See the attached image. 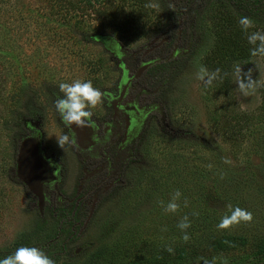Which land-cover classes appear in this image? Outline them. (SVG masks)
Listing matches in <instances>:
<instances>
[{
    "label": "rangeland",
    "instance_id": "1",
    "mask_svg": "<svg viewBox=\"0 0 264 264\" xmlns=\"http://www.w3.org/2000/svg\"><path fill=\"white\" fill-rule=\"evenodd\" d=\"M88 1L93 5L0 0V253L14 252L22 235L32 232L30 245L49 246L45 250L51 253H45L55 257V264H124L134 254L142 264H153V251L182 243L177 225L184 216L191 224L187 233L196 236L212 232L230 208H258L264 217V114L259 110L264 56H253L247 41L252 32H264V7L234 15L235 20L250 18L254 26L242 31V56L219 57L215 33L223 7L218 0L203 14L191 41L182 42L186 51L164 63L162 72L155 68L146 75L148 89L163 86L155 99L163 102L166 117L164 123L155 115L148 120L123 183L102 196L74 231L60 216L39 213L16 171L17 138L26 133L23 120L39 123L45 146L64 166L61 190L73 196L80 167L68 142L63 148L58 143L66 135L55 109L62 96L59 84L91 81L101 92L113 90L120 72L100 38L108 36L131 51L175 26L157 0ZM201 66L210 73L220 70L208 87L196 78ZM248 77L256 87L244 95L238 83ZM104 102L102 96L90 109L92 116L106 111ZM177 190L182 195L176 215L165 213L161 202L166 205ZM204 217L212 225H204ZM252 251L213 258L215 264H231Z\"/></svg>",
    "mask_w": 264,
    "mask_h": 264
},
{
    "label": "flooded vegetation",
    "instance_id": "2",
    "mask_svg": "<svg viewBox=\"0 0 264 264\" xmlns=\"http://www.w3.org/2000/svg\"><path fill=\"white\" fill-rule=\"evenodd\" d=\"M100 39L115 58L120 78L113 90L102 92L106 111L100 117L92 116L89 125L64 126L69 137L68 145L80 167L74 195L67 196L61 190L64 189L60 186L64 166L45 146L39 123L31 119L23 120L26 133L20 134L17 140L16 164L20 149H28L25 151L29 156L24 158L27 165L24 172L34 178L37 190L29 186L28 183L32 182L25 177L17 174L18 179L31 197L36 198L35 206L41 215L50 211L54 216H60L61 222H73L70 226L72 231L79 226V220L94 211L111 188L123 183L125 166L133 159L134 148L150 117L158 116L164 123V104L155 99L163 86L148 89L145 77L155 68L162 72L164 63L186 51L182 42L187 44L192 38L182 31L180 25L175 32L166 30L137 50L129 51L108 36ZM73 140L75 144L71 143ZM36 168L37 175L34 174Z\"/></svg>",
    "mask_w": 264,
    "mask_h": 264
},
{
    "label": "trees",
    "instance_id": "3",
    "mask_svg": "<svg viewBox=\"0 0 264 264\" xmlns=\"http://www.w3.org/2000/svg\"><path fill=\"white\" fill-rule=\"evenodd\" d=\"M212 1L213 0H157L159 6L163 8L169 19L175 24V26L172 25L173 31L175 32L176 28L181 25L182 31L188 33L189 36H192L193 32H196V29L200 27L202 16L207 8L212 5ZM144 2L147 3V0H144ZM87 4L90 6L93 5V3L88 0ZM218 4L223 7L220 14L223 13L221 15L219 14L220 16L217 21L215 34L217 38L216 48L218 51L216 50V53L219 57H223L224 55L231 58H236L237 55L240 57L243 54L240 50L243 46L241 43L242 37L240 36L243 33L238 23L239 20H235L234 15L237 13H241V15L247 13L252 14L256 9L264 7V0H218ZM147 6H149V4H147ZM226 49L227 53L225 52ZM227 67V65L225 67L222 65V69L224 70ZM260 94L261 103L259 110L264 114V88L260 90ZM167 139H173L174 142L181 140L172 137H167ZM232 185L233 189L239 188L233 181ZM244 202L246 203V201L243 200V203ZM243 203L242 207H244ZM257 209L258 208H256L255 211H251L253 217L251 222H242V224H236L228 229H218L217 224L220 222L219 220L217 224L212 226V232L206 233L202 231L196 236L192 235V231H190L188 234L190 237L189 240L187 242L183 240L181 244L172 247L174 250L172 254H169L166 249H157L153 251V264H210L208 260L214 256L223 257L243 248H252L253 251L250 253L251 255H243L242 258L240 256L241 259H237L231 264H252L255 260H261L260 263L255 262L256 264H264V217ZM172 215H176V213H172ZM202 221L205 223L204 225L208 227L212 225L205 217ZM178 234V236L182 237L181 232H178ZM31 235L32 232L31 234L25 233L22 235V237L24 236L25 238L22 241V246L32 247L30 245ZM48 247L44 246L43 250L47 254L51 253L49 250H45L46 248L48 249ZM101 253V256H104V253ZM10 254L11 253H0V258H4ZM138 257L140 256L134 254L131 260L124 264H142V261L138 259ZM50 258L55 264V257L52 255ZM93 260L96 261L95 258ZM109 264L113 263L110 262Z\"/></svg>",
    "mask_w": 264,
    "mask_h": 264
},
{
    "label": "clouds",
    "instance_id": "4",
    "mask_svg": "<svg viewBox=\"0 0 264 264\" xmlns=\"http://www.w3.org/2000/svg\"><path fill=\"white\" fill-rule=\"evenodd\" d=\"M242 31L247 32L252 28L253 21L248 17H241L238 21ZM249 45H252L250 52L253 56H264V32L255 31L247 35ZM219 69L215 72H209L206 68L200 67L198 69L196 78L203 82L205 87L212 85L213 81L219 76ZM238 87L242 94L249 95L255 91L256 84L251 78L247 80L241 79ZM59 90L62 96L55 101V109L59 114L63 124L66 128H71L73 124L77 126L89 125L93 113L90 109L96 107L102 100V92L95 88L91 81H73L72 83H60ZM69 142V137L64 136L63 140L58 141L63 148V144ZM75 144V141H71ZM224 163H231L230 160L225 159ZM182 193L175 191L169 202L165 205L161 202V207L165 213H176ZM230 215L224 216L217 224L218 229H228L234 224L241 222H251L252 213L240 207L230 208ZM191 226L188 216H184L177 227L183 233L182 239L187 242L189 235L187 229ZM166 251L169 254L173 253L172 247H167ZM0 264H54L53 260L40 248L21 246L15 249L10 255L0 258ZM211 264H215V258ZM227 264V261L224 262Z\"/></svg>",
    "mask_w": 264,
    "mask_h": 264
},
{
    "label": "water",
    "instance_id": "5",
    "mask_svg": "<svg viewBox=\"0 0 264 264\" xmlns=\"http://www.w3.org/2000/svg\"><path fill=\"white\" fill-rule=\"evenodd\" d=\"M25 151L27 152L28 149L26 150L25 148H22L20 149L19 151V159L17 160V164H16V171L18 173V175L21 177H25L27 180L31 181L32 184L28 183L29 186L33 189V190H37V186H36V183L34 181V178H31L30 176L28 177L26 174H25V168L27 165H25V162H24V158L26 156H29V153H27V155L25 154ZM32 158H34V155H31ZM25 167V168H24ZM34 170L31 169V172L33 173ZM37 168H36V171H34V174L37 175Z\"/></svg>",
    "mask_w": 264,
    "mask_h": 264
}]
</instances>
